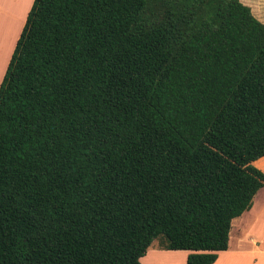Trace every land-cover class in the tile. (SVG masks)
<instances>
[{
	"label": "trees",
	"instance_id": "obj_1",
	"mask_svg": "<svg viewBox=\"0 0 264 264\" xmlns=\"http://www.w3.org/2000/svg\"><path fill=\"white\" fill-rule=\"evenodd\" d=\"M241 0H33L0 82V264H212L264 185V22Z\"/></svg>",
	"mask_w": 264,
	"mask_h": 264
},
{
	"label": "crops",
	"instance_id": "obj_2",
	"mask_svg": "<svg viewBox=\"0 0 264 264\" xmlns=\"http://www.w3.org/2000/svg\"><path fill=\"white\" fill-rule=\"evenodd\" d=\"M10 1L13 4L19 2V0H0V44H2L0 47V82L33 0L29 4L17 33L16 29L13 33L10 30L14 15V10L9 6ZM4 59H6L5 63ZM253 165L264 172V156L256 159ZM157 245L161 248L158 242ZM155 252L156 255L147 258L148 261L145 262L143 259H146V255L141 256V263L159 261L158 264H185L190 250L164 249V251ZM212 264H264V185L255 193L250 208L232 219L228 247L218 252Z\"/></svg>",
	"mask_w": 264,
	"mask_h": 264
},
{
	"label": "rangeland",
	"instance_id": "obj_3",
	"mask_svg": "<svg viewBox=\"0 0 264 264\" xmlns=\"http://www.w3.org/2000/svg\"><path fill=\"white\" fill-rule=\"evenodd\" d=\"M242 2H244V3H246V4H248L250 7H251V10L252 9H254V6H256L257 5V7H258V9H257V11L256 12H254L253 14L260 20V21H262V22H264V0H241ZM31 2V1H30ZM30 2H29V4H30ZM19 3H20V1L18 2V4H13V3H11V1L9 2V6H10V8H12L13 10H14V15H13V17H12V20H11V27H10V30H11V33H13V31L16 29V33H17V31H18V29H19V27H20V25H21V23H22V21H23V19H24V15H25V13H26V11H27V9H28V7H29V4H28V6H27V8H26V10L24 11V15L22 14V17L20 16L19 18H18V24H14V19L16 18V16H17V10L15 9V7H17L18 5H19ZM1 45L2 44H0V47H1ZM8 52H9V50H8ZM7 55H8V53H7ZM7 55H6V59H7ZM6 59H4V63H5V61H6ZM4 65V64H3ZM2 68H3V66H2ZM157 240H153L152 241V243H151V245H150V247L148 248V250H147V252L145 253V255H146V259H143V262H145V261H148V259L150 258V257H152V256H154V255H156L155 253V251H157V250H159V251H164V249H161V248H159L158 247V245H157ZM144 255V256H145ZM157 257H159V256H157ZM148 258V259H147ZM152 261V260H151ZM155 262H157V263H148V264H158V263H160L159 261H155ZM144 264V263H143Z\"/></svg>",
	"mask_w": 264,
	"mask_h": 264
},
{
	"label": "bare ground",
	"instance_id": "obj_4",
	"mask_svg": "<svg viewBox=\"0 0 264 264\" xmlns=\"http://www.w3.org/2000/svg\"><path fill=\"white\" fill-rule=\"evenodd\" d=\"M19 1H20L19 5L17 7H15V9L17 10V16L13 21L14 24H18V22H17L18 18L20 16L22 17V14L24 15V11L26 10V8H27V6L31 0H19Z\"/></svg>",
	"mask_w": 264,
	"mask_h": 264
}]
</instances>
